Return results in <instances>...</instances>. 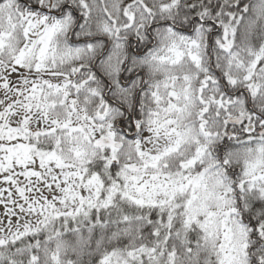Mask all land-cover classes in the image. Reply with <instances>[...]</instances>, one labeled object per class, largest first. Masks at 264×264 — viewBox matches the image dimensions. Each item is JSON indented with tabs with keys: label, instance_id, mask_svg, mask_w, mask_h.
I'll use <instances>...</instances> for the list:
<instances>
[{
	"label": "snow or ice",
	"instance_id": "obj_1",
	"mask_svg": "<svg viewBox=\"0 0 264 264\" xmlns=\"http://www.w3.org/2000/svg\"><path fill=\"white\" fill-rule=\"evenodd\" d=\"M0 264H264V0H0Z\"/></svg>",
	"mask_w": 264,
	"mask_h": 264
}]
</instances>
